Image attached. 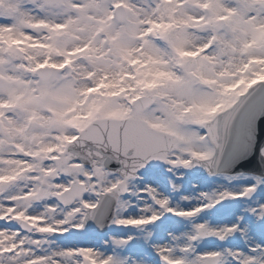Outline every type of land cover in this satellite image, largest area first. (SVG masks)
<instances>
[{
	"label": "snow or ice",
	"instance_id": "6c2138e0",
	"mask_svg": "<svg viewBox=\"0 0 264 264\" xmlns=\"http://www.w3.org/2000/svg\"><path fill=\"white\" fill-rule=\"evenodd\" d=\"M0 264H264V0H0Z\"/></svg>",
	"mask_w": 264,
	"mask_h": 264
}]
</instances>
